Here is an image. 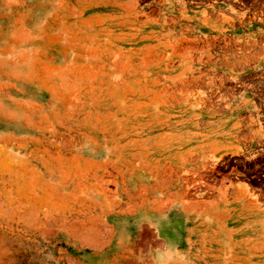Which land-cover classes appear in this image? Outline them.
I'll list each match as a JSON object with an SVG mask.
<instances>
[{"label":"rangeland","instance_id":"374dc122","mask_svg":"<svg viewBox=\"0 0 264 264\" xmlns=\"http://www.w3.org/2000/svg\"><path fill=\"white\" fill-rule=\"evenodd\" d=\"M0 264H264V0H0Z\"/></svg>","mask_w":264,"mask_h":264},{"label":"crops","instance_id":"0c3cea01","mask_svg":"<svg viewBox=\"0 0 264 264\" xmlns=\"http://www.w3.org/2000/svg\"><path fill=\"white\" fill-rule=\"evenodd\" d=\"M147 220L150 223L155 224L157 226L158 233L160 237L162 238L163 242L165 243L166 248L173 251L177 247L180 240L182 239V235H181L182 228L179 231L180 236H179L178 242L176 243V242L170 241L169 238H167L164 233V225L160 224L159 215L156 212H154V210L146 204H143V206H141V208H139L137 212H135L130 218L131 223L137 228L142 224V222L147 221Z\"/></svg>","mask_w":264,"mask_h":264},{"label":"bare ground","instance_id":"6f19581e","mask_svg":"<svg viewBox=\"0 0 264 264\" xmlns=\"http://www.w3.org/2000/svg\"><path fill=\"white\" fill-rule=\"evenodd\" d=\"M51 90V89H50ZM160 223L162 225H168L169 229H178L179 226V221L178 220H173L172 218L168 216H159ZM168 235L171 236V233L168 231Z\"/></svg>","mask_w":264,"mask_h":264}]
</instances>
